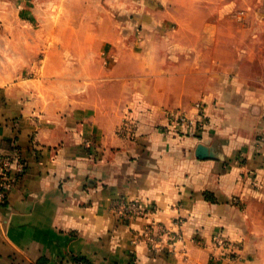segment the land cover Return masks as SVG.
I'll return each mask as SVG.
<instances>
[{"label":"crops","instance_id":"obj_1","mask_svg":"<svg viewBox=\"0 0 264 264\" xmlns=\"http://www.w3.org/2000/svg\"><path fill=\"white\" fill-rule=\"evenodd\" d=\"M245 4L242 20L236 0H0V46L42 53L0 78V152L27 165L0 264H229L216 236L264 264V0ZM198 102L204 131L165 132ZM122 201L149 213L123 221ZM151 225L168 232L154 255Z\"/></svg>","mask_w":264,"mask_h":264},{"label":"built area","instance_id":"obj_2","mask_svg":"<svg viewBox=\"0 0 264 264\" xmlns=\"http://www.w3.org/2000/svg\"><path fill=\"white\" fill-rule=\"evenodd\" d=\"M196 112L193 115L179 110H167V123L164 127L165 132L172 133V131L180 134H186L194 130L196 134L204 131L208 125V115L205 104L198 102L195 104ZM123 134L131 139L136 134V126L128 120L125 121L123 127ZM185 130V131H183ZM90 147V145H89ZM27 168L24 161L19 156L15 158L4 155L0 152V205H3L8 197V193L16 181V175L22 174ZM119 218L123 221H131L138 217H144L149 212L143 210L137 203L122 201L117 208ZM148 245L149 252L157 254L161 252L165 246L164 242H168V232L164 227L148 226L144 234ZM167 240V241H166ZM213 245L222 253L223 259L227 260L229 264H236L239 260V248L237 245L222 236H216L213 239ZM77 264H88L86 261H81Z\"/></svg>","mask_w":264,"mask_h":264},{"label":"rangeland","instance_id":"obj_3","mask_svg":"<svg viewBox=\"0 0 264 264\" xmlns=\"http://www.w3.org/2000/svg\"><path fill=\"white\" fill-rule=\"evenodd\" d=\"M245 1L248 2L249 0H236V10L237 12H239V14H237L236 17L237 18L239 17L242 20L244 18V13H246L244 10V6L246 5ZM251 1L253 3L252 6L258 5L260 2V0H251ZM3 37H4V33L0 32V40H2ZM12 37L20 38V37H24V34L21 32H14ZM25 50H28L30 54H32V59L29 60L30 62H27V59L31 57L25 55L28 54L26 53ZM35 54L36 56H38V53H34L33 50H30L28 48H22V47L4 48L0 46V78L4 76L7 79L10 78V80L13 81L16 78H20L23 76L25 77L33 76L36 73L38 66H40V63H38V61L39 59L42 58V53H40V57H38V59L33 57V55Z\"/></svg>","mask_w":264,"mask_h":264},{"label":"water","instance_id":"obj_4","mask_svg":"<svg viewBox=\"0 0 264 264\" xmlns=\"http://www.w3.org/2000/svg\"><path fill=\"white\" fill-rule=\"evenodd\" d=\"M196 157L201 160L218 159V156L215 154L214 148L207 147L203 144L198 145L196 150Z\"/></svg>","mask_w":264,"mask_h":264},{"label":"trees","instance_id":"obj_5","mask_svg":"<svg viewBox=\"0 0 264 264\" xmlns=\"http://www.w3.org/2000/svg\"><path fill=\"white\" fill-rule=\"evenodd\" d=\"M16 177H18V175H16ZM211 195V194H210ZM206 196H207V198H212L211 196H209V194L208 193H206ZM211 200H214V198L213 199H211ZM152 255H154V254H152ZM75 261H76V263H79V262H81V261H85L84 259H81V258H75ZM36 264H46V260H43V259H41V260H39Z\"/></svg>","mask_w":264,"mask_h":264}]
</instances>
